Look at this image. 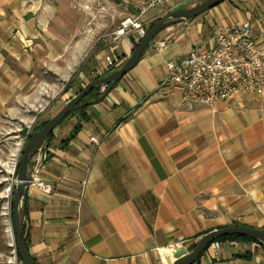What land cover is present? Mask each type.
Segmentation results:
<instances>
[{
	"label": "crops",
	"instance_id": "0c3cea01",
	"mask_svg": "<svg viewBox=\"0 0 264 264\" xmlns=\"http://www.w3.org/2000/svg\"><path fill=\"white\" fill-rule=\"evenodd\" d=\"M54 17L51 1L0 0V42L11 33L20 48L32 42L30 53L11 52L20 69L40 58L42 43L52 61L62 42L49 29ZM161 17L149 10L145 27ZM242 24L264 54V0H223L159 31L101 102L52 130L26 194L35 264H168L200 233L264 228V96L184 105L179 91L159 86L169 61L208 49L214 29ZM113 30L104 51L120 64L132 46L113 41ZM101 68L97 76L108 74L105 61ZM11 75L0 53V80ZM198 264H264V249L251 240L215 241Z\"/></svg>",
	"mask_w": 264,
	"mask_h": 264
},
{
	"label": "rangeland",
	"instance_id": "374dc122",
	"mask_svg": "<svg viewBox=\"0 0 264 264\" xmlns=\"http://www.w3.org/2000/svg\"><path fill=\"white\" fill-rule=\"evenodd\" d=\"M47 1L56 6V17L49 29L62 41L54 45L52 61L47 59V48L42 43L40 58L22 70L11 52L30 53L32 42L20 48L12 33L0 42L4 62L14 72L7 81L0 80V254L3 255L10 247L2 211L12 199L17 167L28 135L41 128L43 122L103 71L101 64L109 33L126 16L122 0Z\"/></svg>",
	"mask_w": 264,
	"mask_h": 264
},
{
	"label": "built area",
	"instance_id": "2783aa9c",
	"mask_svg": "<svg viewBox=\"0 0 264 264\" xmlns=\"http://www.w3.org/2000/svg\"><path fill=\"white\" fill-rule=\"evenodd\" d=\"M197 1L122 0L126 16L111 33V39L127 40L134 48L147 31L144 16L149 10L155 9L160 16H164L169 11L188 7ZM211 38L212 45L208 49H194L179 61H169L167 73L159 86L168 92L179 91L184 105L198 102L212 106L237 93L264 96V54L251 38L247 24L218 27ZM104 61L105 70H113L119 65L108 55ZM89 139L95 146L100 142L95 136ZM43 146L31 158L33 180L34 173L48 157ZM43 189L49 191L50 187L43 185ZM2 214L6 218L4 230L9 238L10 250L6 255L0 254V264H21L15 249L10 204L3 207Z\"/></svg>",
	"mask_w": 264,
	"mask_h": 264
},
{
	"label": "water",
	"instance_id": "95a60500",
	"mask_svg": "<svg viewBox=\"0 0 264 264\" xmlns=\"http://www.w3.org/2000/svg\"><path fill=\"white\" fill-rule=\"evenodd\" d=\"M223 0H202L199 3L178 10L167 12L155 21L146 31L140 42L131 50V53L111 72L105 76L93 79L79 93L65 103L46 124L35 129L29 140L22 148L21 158L17 167L15 184L12 190V225L15 238V249L21 264H34L23 242V228L26 220V194L33 181L30 162L36 150L46 144L48 135L71 112L101 102L113 86L131 69L144 54L148 44L162 29L196 17L214 7ZM101 86V93L92 99L81 101L93 88ZM226 235H243L250 237L264 247V230L246 225H230L211 229L204 232L196 241L195 246L188 250L179 246L171 252L168 264H195L201 253L216 238Z\"/></svg>",
	"mask_w": 264,
	"mask_h": 264
},
{
	"label": "trees",
	"instance_id": "16d2710c",
	"mask_svg": "<svg viewBox=\"0 0 264 264\" xmlns=\"http://www.w3.org/2000/svg\"><path fill=\"white\" fill-rule=\"evenodd\" d=\"M196 3H197V2H196ZM196 3H194V4H196ZM194 4H192V5H194ZM153 23H154V22H153ZM153 23H151L150 25H148V26L146 27V30H147V29H148ZM111 71H112V69L107 70L106 73H109V72H111ZM98 77H100V76H97L96 78H98ZM100 87H101V86H97V87L93 88L91 91H89V92L86 94V96L84 97V99L88 100V99H92V98L97 97V96L101 93V91H100ZM81 90H82V89H81ZM84 109H85V108H82V109H79V110H76V111H73V112H82ZM73 112H71V113H73ZM71 113H69V114H71ZM47 121H48V120H47ZM47 121L43 122V123L40 125V127H43V126L46 124ZM51 135H52V132H50V134L48 135V139H47V141L49 140V138L51 137ZM28 137L30 138V134L28 135ZM10 214H11V218H12V202H11V201H10ZM234 225H237V224H234ZM261 229L264 230V228H261ZM202 234H203V233H200V234H198V235L196 236V239H195V240L193 241V243L191 244V249L195 246L197 239H198ZM226 239H244V240H251V241H254V240L251 239L250 237L243 236V235H226V236H221V237L216 238L213 242H215V241H224V240H226ZM14 241H15V238H14ZM23 242H24V246H25L26 250L29 252V250H28V248H29V237H28V233H27V231H26V229H25V225H24V228H23ZM255 242H256V241H255ZM206 248H207V247H206ZM206 248L204 249V251L206 250ZM262 248L264 249L263 246H262ZM204 251L201 253L200 257L202 256V254L204 253ZM200 257L198 258V260L196 261L195 264H198V263H199V259H200ZM32 261H33V263L35 264L34 259H32Z\"/></svg>",
	"mask_w": 264,
	"mask_h": 264
},
{
	"label": "flooded vegetation",
	"instance_id": "af4514ba",
	"mask_svg": "<svg viewBox=\"0 0 264 264\" xmlns=\"http://www.w3.org/2000/svg\"><path fill=\"white\" fill-rule=\"evenodd\" d=\"M86 99H84V97L81 99V101H85Z\"/></svg>",
	"mask_w": 264,
	"mask_h": 264
}]
</instances>
